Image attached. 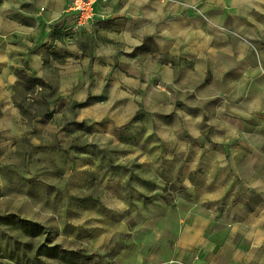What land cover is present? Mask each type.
<instances>
[{
	"label": "crops",
	"instance_id": "crops-1",
	"mask_svg": "<svg viewBox=\"0 0 264 264\" xmlns=\"http://www.w3.org/2000/svg\"><path fill=\"white\" fill-rule=\"evenodd\" d=\"M70 1L0 0V162L67 140L26 123L31 87L81 104L74 131L110 136L68 145L76 201L41 244L71 264H264V0L252 23L249 1L178 0L245 39L162 0H107L76 31ZM101 104L118 128L84 127Z\"/></svg>",
	"mask_w": 264,
	"mask_h": 264
},
{
	"label": "rangeland",
	"instance_id": "rangeland-1",
	"mask_svg": "<svg viewBox=\"0 0 264 264\" xmlns=\"http://www.w3.org/2000/svg\"><path fill=\"white\" fill-rule=\"evenodd\" d=\"M223 1L227 10L239 9V7L241 9L243 2L249 1L252 9L250 12L241 14L240 17L252 23L253 3L258 0ZM41 92L45 93L41 90L37 93L31 87L25 94H31V99L24 100L23 98L21 105L24 113L28 115L26 123L32 125L34 122L46 120L45 122L53 125V128L65 125L70 130L58 133L66 137L65 144L59 145L56 142L52 149H37L39 153H33L31 157L38 158L39 161H35L33 166H30L28 157L23 156L28 154L27 147L21 150V159L11 157L9 164L6 165L0 162V264H71L73 262L71 257L63 256L59 250L46 249V246L41 244L47 229H61L62 217H67V213L62 210L63 207L68 206L70 201H76L68 195L70 190L77 188L78 183L77 177L73 178L66 166L68 145L72 143L77 150L76 144L101 141V137L104 142L110 137L106 133L94 135L86 129L74 131L79 127L76 119L77 110L81 108V104L56 101L50 105L49 102L42 100L39 95ZM44 97L46 96L43 95ZM98 112L101 113V117L97 120L86 118L83 123L85 128L88 125L96 124L97 126V122L102 125L114 122L112 125L115 128L119 127L115 125L117 118L114 117L111 104H101ZM47 113H50V116L48 114V117H45ZM35 114H41L43 117H32ZM53 135L54 132L51 136ZM43 145L50 144L42 142L40 146ZM24 157L27 158L25 161ZM18 164L20 166H17Z\"/></svg>",
	"mask_w": 264,
	"mask_h": 264
},
{
	"label": "built area",
	"instance_id": "built-area-1",
	"mask_svg": "<svg viewBox=\"0 0 264 264\" xmlns=\"http://www.w3.org/2000/svg\"><path fill=\"white\" fill-rule=\"evenodd\" d=\"M162 1L178 2L183 6H185L187 9L192 10L195 14H198L201 17H203L206 22L212 23L217 29L238 36L241 39H245L244 37H242L232 29H229L223 25H215L198 5L188 4L178 0H162ZM106 2L107 0H71L68 6L66 7V12H70L74 16L75 24L73 30L76 31L80 30L81 28L91 23L92 21L98 18L105 17L98 10V6ZM158 264H192V263L181 258H172L170 260Z\"/></svg>",
	"mask_w": 264,
	"mask_h": 264
}]
</instances>
